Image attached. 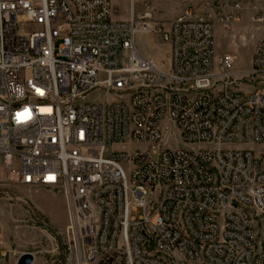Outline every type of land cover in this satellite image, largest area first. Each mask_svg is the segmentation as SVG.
Segmentation results:
<instances>
[{
	"label": "built area",
	"instance_id": "built-area-1",
	"mask_svg": "<svg viewBox=\"0 0 264 264\" xmlns=\"http://www.w3.org/2000/svg\"><path fill=\"white\" fill-rule=\"evenodd\" d=\"M134 5L0 0V166L63 194L61 264H264V87L214 54L246 19L264 80V0H184L166 27ZM150 34L167 68L139 51Z\"/></svg>",
	"mask_w": 264,
	"mask_h": 264
},
{
	"label": "rangeland",
	"instance_id": "rangeland-1",
	"mask_svg": "<svg viewBox=\"0 0 264 264\" xmlns=\"http://www.w3.org/2000/svg\"><path fill=\"white\" fill-rule=\"evenodd\" d=\"M144 1H150L161 26L166 27L184 5V0H135V11ZM112 18L129 16L130 0H112ZM246 19L223 32L216 27L215 59L224 55L233 56V67L238 78V87L252 91L264 87V80L248 74L251 68L252 41L257 33L249 30ZM235 31V32H234ZM137 47L141 53L153 58L161 67H168L169 46L162 43L156 34L140 35ZM247 147L248 145H235ZM16 165L0 166V264H16L22 253L32 254L31 264H61L67 241V212L63 194L58 188L41 187L30 194L28 188L16 179ZM256 233L264 238V214L256 218ZM114 254L102 264H118Z\"/></svg>",
	"mask_w": 264,
	"mask_h": 264
},
{
	"label": "water",
	"instance_id": "water-1",
	"mask_svg": "<svg viewBox=\"0 0 264 264\" xmlns=\"http://www.w3.org/2000/svg\"><path fill=\"white\" fill-rule=\"evenodd\" d=\"M33 260L32 254L26 252L22 253L18 259L16 264H31Z\"/></svg>",
	"mask_w": 264,
	"mask_h": 264
},
{
	"label": "crops",
	"instance_id": "crops-1",
	"mask_svg": "<svg viewBox=\"0 0 264 264\" xmlns=\"http://www.w3.org/2000/svg\"><path fill=\"white\" fill-rule=\"evenodd\" d=\"M129 16H127L126 18H124V19H127ZM115 19V18H114ZM37 192V191H36ZM32 193V191L30 192V194ZM2 250H0V255L2 254ZM0 261H1V257H0Z\"/></svg>",
	"mask_w": 264,
	"mask_h": 264
}]
</instances>
